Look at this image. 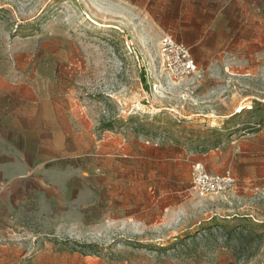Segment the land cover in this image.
<instances>
[{
    "label": "rangeland",
    "instance_id": "1",
    "mask_svg": "<svg viewBox=\"0 0 264 264\" xmlns=\"http://www.w3.org/2000/svg\"><path fill=\"white\" fill-rule=\"evenodd\" d=\"M259 1L261 10L236 20L224 45L218 30L203 28L210 23L167 21L188 36L197 63L193 76L178 79L160 63L158 42L170 34L161 21H139L118 0H0V71L65 109L75 102L77 132L85 134L76 138L75 165L90 181L77 186L74 205L28 219L7 237L23 250L7 259L264 264ZM197 164L230 170L234 191L194 193Z\"/></svg>",
    "mask_w": 264,
    "mask_h": 264
},
{
    "label": "crops",
    "instance_id": "2",
    "mask_svg": "<svg viewBox=\"0 0 264 264\" xmlns=\"http://www.w3.org/2000/svg\"><path fill=\"white\" fill-rule=\"evenodd\" d=\"M118 1L139 21H161L162 34L172 33L186 45L192 43L188 36L176 33L167 21L187 15L185 20L210 23L203 28L218 30V44L224 45L225 37L236 36V20L246 21L253 7L261 10L259 0L253 6V0ZM177 13L182 17L170 16ZM193 28L184 26L187 31ZM77 136L85 134L77 132L75 102L65 109L59 101L45 100L35 84L0 71V264H15L7 253L23 252L7 243V237L19 234L22 223L57 213L59 206L69 208L75 204L77 186L90 184L86 172L75 165Z\"/></svg>",
    "mask_w": 264,
    "mask_h": 264
},
{
    "label": "built area",
    "instance_id": "3",
    "mask_svg": "<svg viewBox=\"0 0 264 264\" xmlns=\"http://www.w3.org/2000/svg\"><path fill=\"white\" fill-rule=\"evenodd\" d=\"M161 66L174 78H188L197 72L191 48L172 35H163L158 42ZM236 179L230 170L223 173L207 171L201 164L195 167L192 191L199 196L226 195L234 191Z\"/></svg>",
    "mask_w": 264,
    "mask_h": 264
}]
</instances>
